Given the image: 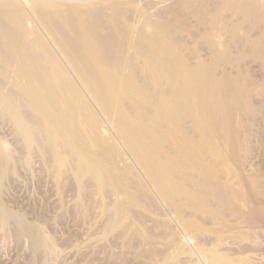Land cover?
Instances as JSON below:
<instances>
[{"label": "rangeland", "instance_id": "obj_1", "mask_svg": "<svg viewBox=\"0 0 264 264\" xmlns=\"http://www.w3.org/2000/svg\"><path fill=\"white\" fill-rule=\"evenodd\" d=\"M60 1L63 0H24V1L0 0V11L2 12V13L0 12L1 14L0 20L3 19L2 21L4 27L7 26L6 29L10 33H12V35L14 33L13 37L14 38L17 37L15 39L17 41V44L19 42L20 45H22L19 47H21L20 50L22 49L21 51L24 55L31 56L32 52L33 54L36 53L34 55L40 61L39 67L34 63L30 65V67L33 70L34 68L37 67L36 68L37 72H34V75L37 73V75L35 76H38L39 78L41 77L40 79L36 77L38 79L37 81L41 80L40 82L42 81L44 82L45 80L44 82L45 87L42 88L43 90L41 89L40 92L38 93L43 92L41 94L44 95V91L48 92L49 90H51V92L54 93L58 92L57 94H55L56 95L55 99L58 96L57 98L58 102L57 99L56 100L54 99L50 105L47 106L46 104V106H44L45 110L46 109L48 110V113L47 112L42 113L36 111L38 110V108L23 93L25 83L22 81V79L20 78L18 79V77L14 76L16 75L15 71L17 67L15 65H14L15 68L14 66H11V68L6 67L4 69V72L2 68L0 69L1 71L0 95L2 94L8 95L7 102L5 103L0 102L1 105L0 106V171H1L0 183L2 184V185L0 184V211L3 212L5 215L6 214L8 216L12 215L14 217V218H12V216L10 218L8 217L6 223L4 225H0V234H1L0 264H264V225H263L264 220L262 222V219L264 218L263 216L264 196H262V193L264 195V189H263L264 186H262V184L264 183V177H262L264 176V95H263L264 70L262 69L263 66L257 62L256 63L252 62V65L256 64L254 66L255 68H253V70H255L254 72L249 71L248 69H246L247 67H245L246 66L245 62L248 63L247 61L251 60L250 58L251 51H248L247 53V50H250L251 44L253 43V41L258 39V36L255 37L256 35H253L244 38L241 34H239L237 36L238 38H240V40H244L243 41L244 46L243 45L240 47L234 46L233 47L235 49L234 52H233L234 49L232 48L230 49L231 51L228 49L225 52L223 51V47H220L221 52L220 51L218 52L219 48L215 47L214 41H218V40L221 41L222 38L223 39L225 38V40L223 39L222 40L224 41V44H227L226 42L230 38H229V34H227L226 31L222 34L223 37L221 39L215 37V31L212 29V25H211L212 24V19H210L211 16L207 17L208 19L199 22L196 21V19L192 15L191 17L190 15L185 16L186 19H189L187 21H189L191 25L193 23L192 26L196 29L195 33L196 32L198 33V35H196L197 33L195 34L191 32L193 37L192 39V37L189 36L191 33L189 32L183 33V31L180 30L181 28L177 24H173V26L172 24L171 25L169 24L167 27L168 31L166 30L167 32L164 31L165 29L163 31L162 30L158 31L157 28H162L163 26H165L167 20L162 18V16L160 18L157 17L158 11L154 9L155 7L153 6V4H151L152 9L151 6L150 7L147 6L150 5V3L155 4V2L153 1L156 0H152V2H150L151 0L150 1L149 0H135V1L134 0H116V1L86 0L85 4L82 3L83 0H78L79 2H77L76 0H69L70 1L69 3L62 5H60ZM146 1L150 3L149 4L144 3ZM87 13L88 15L90 14V16H88ZM180 13L183 16L185 14V12L183 14L181 10ZM67 17H70L69 19L72 18L71 21L77 19L76 22L72 21L75 23L74 25L76 27L72 24V22L70 24L68 23L69 19ZM91 17L94 20H96V22H94V20ZM81 18L87 20V23L91 27V29L95 30L96 37L99 35V37H97L98 39L100 37L104 38L105 36H107L105 34H107L109 31L111 33V36L112 37L114 36L113 40H116L114 42L115 43L117 42L116 45L119 46V47L117 46L119 48V51L118 48L115 46V48L113 47L114 50L112 49L110 51L111 53H109L108 57L107 55H105V58H107L106 60L108 61L115 59L114 62L115 61L117 62V66H116V62L114 63L112 61L111 62L113 64L111 62L107 63L108 61L103 64L92 63L93 59H98L97 56H94L91 53V50L93 48L97 49V44H95V42L97 43L96 41L97 38H93V37L87 38L89 35L86 33L84 28L78 26V22L79 20H81ZM99 20H101L100 21L101 24L99 23ZM18 22H20V24ZM95 23L99 24L98 26H100V28L101 25L102 27L105 26V30H101ZM160 24L161 26L162 25L163 26L162 27L159 26ZM206 24L208 26H206ZM91 25L93 26L96 25V27H93ZM51 26L55 28L53 29ZM68 26H70V28ZM72 26L75 27V28L73 27V29L78 30V31L76 30L75 34H74L75 30L71 33L69 32V29H71ZM173 27L174 28L176 27V29H174ZM200 27H204L205 29L204 28L201 29ZM169 28H171L170 31ZM105 31L107 32L105 33ZM77 32H79L78 35L79 34L81 35L78 36ZM33 33L36 36L32 35ZM181 34L183 36H181ZM18 37L21 39H19ZM69 37L70 38L74 37V39L75 37H78V39H80V41L83 43L81 44V42L79 41L80 43L78 44L77 42L76 44L74 42L77 39H75L74 41V39L72 38L70 39ZM68 38L69 41H71L70 43H74L76 45L77 48L76 55H78L77 58L82 57L83 55L82 59L79 58L81 62L77 63V65L73 64L70 61V58L64 54L65 53V51L63 50L64 48L60 47L67 43L66 41ZM195 38L196 39L199 38L201 40L199 39L196 40ZM204 39L206 42L204 41ZM20 40L22 41L23 44L21 43ZM3 41L4 38H2V36L0 35V45L3 43L2 46H0L2 47L0 48V52L3 54H7L8 45L6 41L5 42ZM229 42H231V40H229ZM79 45L82 46L80 47ZM142 45L144 49L146 48L145 50L141 48ZM207 45L210 46L208 47ZM25 47L29 50L25 49ZM78 47L80 49H78ZM82 47L84 48L82 49ZM161 47H163V49ZM237 48L239 50L238 51L239 53L237 52ZM2 49L5 51V53L2 51ZM138 49L140 50V53L138 52L139 51ZM141 49L144 51H141ZM224 49L226 50V46H224ZM26 50L29 52H27ZM61 50L64 52H62ZM159 50L161 51V54L164 55L163 59L161 58L162 55L160 56ZM241 50L242 51L244 50V53ZM80 51H81L80 53L81 55H79ZM145 51L146 53H144ZM112 52H114V54ZM141 52L142 54L145 55H141ZM245 52L247 53L246 55H248V57L245 56ZM209 53L210 54L212 53L211 55L213 56H211ZM174 54H176L177 56ZM222 54L224 55L228 54L229 56V59L228 60L226 59L227 62L226 65L223 67V70L228 65L229 62L231 64L228 65L229 67L230 66L231 67L229 68L227 66L229 69L226 70L227 68L226 67L224 72L220 71L222 70V67L218 65L219 58L224 56ZM113 55H115L114 58ZM180 56L182 60L179 59ZM216 56L217 58H215ZM109 58H111V60ZM146 58L149 59L145 60ZM85 59H87L86 63H85ZM159 59L160 60L162 59L161 62ZM206 59H208V61ZM233 59H235L236 61ZM242 61L245 62L243 63ZM153 62H155L154 64H156L157 62L156 65H158V67L156 68L159 69V71L151 67V64H153ZM185 62H187L186 64L190 62V64L186 65ZM182 63H184V66L182 65ZM109 64H112L113 66L111 65L108 67ZM201 64L207 65L209 67L210 66L216 67L215 69L216 72L218 73L216 72L214 73L213 75L214 79L217 78L219 79L222 76V74L225 72H228V74L229 73L231 74L233 72L231 75H235V76L239 75L241 72L242 74L244 73L243 75L245 76H249V77L252 76L251 77L252 79L256 78L253 79L255 81L254 82L255 85H253L254 84L253 83L252 84L253 86L252 85L249 86V89L251 91L250 97L247 99L236 100L237 105L240 104L239 107L241 108L239 114L240 115L242 114L241 117H239V122H241L243 119L244 121H242L240 124L241 131L239 132H241L242 134L240 133L238 135V138H236L238 142L236 144V147L233 148L234 156L230 155V151L228 149L220 150L218 148L217 150L214 147L212 148L210 147L211 149L207 147L208 151L211 150V152L207 151L205 163L207 165L211 163L209 164V166L211 165V167H213L212 182L213 183L220 182L219 184L224 189V194L226 196V203H223L222 201L218 200V198L214 197L212 195L211 189H209L210 192L208 193V195L209 196L211 195L212 197L210 196V198H207V196H204L205 197L204 199V197L202 196L203 198L200 199L201 198L200 196L203 194L201 189L202 187L200 186L202 185V180H203V171L201 170V167L197 166L194 167L195 169L194 168L189 169L187 166H186L187 168L185 167V164L180 163V159L178 158L180 151L179 152L177 151L179 149H177L176 146L175 147L172 146L173 144L169 142L167 136H165V138H167L168 141L164 144V146L166 144L169 145L167 151L168 155L166 153L167 146H165L166 148H163L164 146L161 145V147H159L158 150L157 143H155L156 136L160 135L156 133L158 132L157 131L158 129L156 128L157 126L160 125L164 127L165 130L166 129L168 130V128H170L169 129L170 132L168 131L169 133L176 132L175 135L178 136L176 137L174 135L175 136L174 137L173 136L174 133H172L171 134L172 138L181 137L185 141L187 137L188 139H190L195 133L196 135L192 137L191 141L192 143L195 142L194 146L199 148L198 145H199V141H201L202 139V137H200L202 134L200 135L199 134L200 132H197L198 130L196 129L193 123L194 120H192L191 118L189 119V117L187 120L186 119L187 116H186L182 118L181 122H177V120L173 122H167L162 117L161 118L159 117L158 112L161 107V104L164 101L166 102V105L170 107L178 99V101H180L181 104L183 103L182 108L185 110V111L182 110L183 114L182 113L180 114L182 115L188 114L189 112L188 110L195 106L194 100L187 104L182 96H177L176 94H174L176 92L175 89L177 88L174 87L177 86L176 84H179L180 82V80L177 79V73L183 71L182 73L184 75L185 74L187 75V73H189L190 70L192 71L198 69L199 66H201ZM88 67H90L91 70H89L90 68ZM106 67H108V69L111 67L112 68L109 69L110 70L109 71L108 69L106 70ZM218 67L219 68L221 67L220 70ZM168 68H170L169 70L171 71H169ZM111 70L113 71V73H111L112 72ZM5 71H8V75L7 73L5 75ZM118 71L120 72V74ZM166 71L168 72V75L172 74L171 79L169 76H167ZM90 72L92 73V76L95 77L97 76V77L96 78L92 77ZM165 72L166 74L164 75L163 73ZM170 72L171 74H169ZM80 75H84L82 76V79ZM88 75L90 76L89 78H87ZM161 75L163 77V81L158 82L156 77ZM9 76L11 78H9ZM42 77H45V79ZM83 77L86 79L84 80ZM92 78L93 79L95 78V82ZM12 79H14V81ZM96 79H98L99 82ZM104 79L106 80L105 82ZM122 79L123 80L125 79L126 83L125 80L123 81ZM50 80L52 82H50ZM46 81L47 82L49 81L48 84ZM96 82H98V86H96L97 85ZM107 82L108 84L112 83L113 85L109 84L108 86ZM64 83L71 87V92H69L70 88L68 86L65 87ZM129 83H131L133 86H131V84L129 85ZM150 83L152 89L148 85ZM182 83L183 81H181V84ZM49 84H51V86ZM62 84L64 85L65 89H63ZM145 85L148 88L145 87ZM88 86H90V88H88ZM94 87H96L97 89L95 88L96 89L95 90ZM129 87L132 88L129 89ZM137 87L138 88L140 87L139 90ZM144 87L146 88L144 89L145 91L149 89V91L147 90L146 94H142V89ZM60 88L62 91L63 90L64 91L62 92ZM100 88L102 89V91L100 90ZM109 88L112 90H109ZM65 90L70 94L67 93ZM93 90L95 93H93ZM60 91L62 92V94ZM112 91L117 93L115 94V97L113 96ZM119 91L121 92L119 93ZM136 91H140V92H136ZM98 92H99L98 95H101L102 98H100L101 96L97 95ZM102 92L103 95L101 94ZM166 92L167 93L170 92V93L164 94ZM109 93L110 95H108ZM147 93L150 95H147ZM18 94L22 99L18 98L19 97ZM94 94L98 96L97 97L98 100H96ZM160 95L162 97H160ZM17 98L21 102H18L19 100H17ZM108 99L117 102V104L115 103L114 106L113 105L111 106L108 103ZM119 99H121V101ZM132 99L133 100L135 99L136 102H133ZM99 100L100 101L102 100L100 102L101 105H99ZM15 101L17 102V104L18 103L20 104L22 103V104L21 105L19 104L18 107ZM68 101H69V105L68 103H66ZM71 102H73L76 105H74L73 103L71 104ZM151 103L157 106H154ZM32 104L34 105V107ZM55 105L57 108H55ZM59 105L61 111L60 110L58 111V109H60L58 107ZM71 105L75 107L72 108ZM12 106L14 107V111L12 110ZM16 107H18V110ZM105 107H107L106 111L108 110V112L104 111ZM112 107L114 108L115 112L113 111ZM138 107H141L142 109L140 110V108ZM20 108L21 111L23 110V112L19 110ZM115 108L117 109V111L115 110ZM56 110L58 111V113H56L57 112ZM137 111L139 113H137ZM147 111H151V112L147 113ZM247 111L248 113L251 112V115L248 114ZM79 112L80 113L82 112V114H80ZM63 113H65L64 114L65 117L70 116L69 118L71 120L69 118L64 119V116H62ZM130 114L133 116V118L132 116H130ZM136 115L139 119L142 120V122L136 117ZM115 116H117L118 118ZM32 117L33 119L36 118L34 120V124H32L33 122ZM116 118L118 121L116 120ZM119 118L121 123L119 122ZM144 118H145V123L143 122ZM149 118L154 120H149ZM126 121L127 123H129V126L126 123ZM146 121L148 122L150 121L152 124ZM65 122H67V126L64 125ZM165 122L171 124V126L167 123L165 124ZM119 123L120 124L124 123V125L127 126L131 132L129 133L124 132L125 134H123L122 127L120 128L122 131L119 129L120 127ZM73 124L74 126L72 127ZM149 124L150 127H148L149 128L148 129L146 125L149 126ZM133 126H135L134 129ZM183 128L186 131L187 136L186 134H183V132L185 133ZM71 129L74 132L71 131ZM39 130H41V132ZM138 130H140L141 132L140 131L138 132ZM135 131H137L139 134H137ZM132 133L133 134L136 133L137 136L131 135ZM154 133H156V136ZM162 133L164 134V131ZM132 136L136 141H139L142 145H144L143 142L146 143L145 145L146 146L148 145L146 149L149 152L151 150L153 151V149H154L153 152L156 151L153 156L155 155H156L155 157L158 156L157 157L158 159L156 158L157 161H155L156 159L153 157L151 159L152 163L155 162L154 164H158L166 159L168 161L170 160L169 162L171 163V165L172 163H174L175 166L173 167L177 168L176 169L177 173H173V174L177 175V177L173 175L168 176L169 180L168 177H166V181L163 183V185H161L165 187H161L158 184H155L157 182H155V180H153L152 177H151L152 179L150 178V176L146 173L147 171H145L146 169L144 165L141 164L142 160L146 158L149 152L146 150L147 153L146 154L142 150L139 151L138 146L135 147L136 149L131 146L130 149L129 146H127L129 142L133 140ZM195 136L199 138L196 139L198 140L197 142L196 140L194 141V138H196ZM31 138H33V140ZM80 138H82L83 140ZM138 138L140 139L142 138V140ZM239 139L240 140L244 139V140H242L243 142H241ZM36 141H37V145H36ZM152 142H154V144ZM196 143L198 144L196 145ZM150 146L151 148L156 147V149L155 148L151 149L149 148ZM171 146L173 147L174 150L171 149ZM169 149H171L172 151ZM236 150H238L240 154L236 152ZM169 152H171L172 155L169 154ZM235 152H236V157H235ZM138 153L142 155V156L140 155L141 158H139L140 156L138 155ZM103 154L107 157L104 156L103 158ZM174 154H176L175 156L178 155L177 158L174 156ZM219 154H220V161H217V159H219L218 158ZM97 155H100L101 157L99 158V156ZM214 157H217V159L216 160L212 159ZM226 157L227 159H224ZM172 158H174V160ZM105 159L106 161L108 160L109 163L108 161L107 163H105L104 161ZM175 159H178L179 161L177 162V160ZM97 160L99 162H97ZM214 161H216L217 164ZM227 161L229 164L228 163L225 164V162ZM176 162L179 163V165H176L177 164ZM219 162H221L222 164ZM181 164L183 165L181 166ZM183 166L185 167V169ZM181 168H183L184 170ZM187 169L189 170V172ZM197 169L198 171L196 172L197 174L198 173L200 174V175L198 174L199 176H197L196 172L194 171ZM215 170L216 172L217 171L218 172L216 173ZM200 171L202 172V175ZM190 172H193V175L197 179V180L195 179L196 181L194 180V178H192L194 177L193 175L190 176L192 174ZM227 172L229 173V175L227 174ZM230 173L233 174V176ZM92 174H94L95 177H93ZM147 175L149 176L148 178H150L151 180L147 178ZM187 175L189 177H186ZM229 176L230 179L228 178ZM172 177H174L175 179H172ZM190 177L192 178V182L195 181L194 183L191 182ZM98 178H100V180ZM180 178H182L181 180H183V182L180 181ZM214 178H216L217 180ZM251 179L255 182H252ZM152 180L154 182H151ZM186 180L190 187L186 184ZM170 181H173L174 183L173 182H172L173 184L168 183ZM179 183H182L185 186H182V184ZM173 185H178V186L180 185L181 187L178 186L173 187ZM186 185L188 187H186ZM253 185L255 186L253 187ZM257 185H260L261 187ZM153 186L154 187L157 186V189H155ZM160 188L161 190H163L162 193L165 191V193H163L164 194L163 198L166 197L165 199L162 198L163 194L160 192L161 191ZM172 188H174L173 191L176 190L177 192L176 191L175 193L170 192L172 193L171 195L169 191H171ZM182 188L183 189L186 188V189L183 190ZM192 188L193 191L191 190ZM254 188L257 191H255ZM165 189H167V191ZM195 189L196 190L198 189L197 191L199 192H197ZM200 192H202V194ZM177 193H179L180 195L178 194L176 197ZM196 194H198L199 197H197ZM244 195L245 198L242 199V196L244 197ZM178 196L182 200H185L186 198L187 202L189 198L190 201L188 203L192 204V206L190 204L188 205L186 201L182 202L179 199V201L182 202L180 203L178 201L179 198ZM171 197L172 198L174 197V199L170 200ZM193 198L195 199V202H193L194 201ZM206 198L208 200H211V202L207 200L205 204L204 203L205 201L203 200H206ZM196 200L199 201L201 205L205 204L209 210L205 206L203 207V209L202 206L201 208L198 206L196 207V204L198 203V202L196 203ZM173 201L175 204L173 203ZM175 201H178L179 203ZM192 202L194 204L196 203L194 207ZM185 203L188 205V208ZM247 203L249 204L245 205ZM209 204L211 205L208 206ZM176 205L178 208L175 207ZM172 206L176 209H174ZM181 206L183 207V209L181 208ZM238 206L241 207L239 208ZM246 206H248L249 208L254 207V210L257 212V213L255 212L257 218L258 219L262 218L261 221H259L260 225L258 224L253 226H247L243 223L241 217L240 218L239 216L236 217L235 213L233 212V209L236 208L237 210L244 212V210L246 211L248 209ZM197 208H199L198 211L200 212L196 210ZM176 210L178 211V213ZM213 213L217 214L216 217ZM179 214L181 215L179 216ZM224 216L226 219L224 218ZM229 217L232 219H230ZM16 222L17 224H15ZM225 222L226 224L227 223L228 224L225 225ZM261 223H263L262 224L263 227ZM218 224L220 225L223 224L225 228L223 227V225H221L222 228L220 226L221 229L220 231ZM23 226H26L30 231L29 237H25L22 234H20L19 229H21V227ZM246 227L248 228L246 229ZM224 230L227 232H225ZM6 232L8 233L6 234ZM33 237H35V240ZM35 242L37 243V245L35 249H33V244ZM44 248L45 250L43 251Z\"/></svg>", "mask_w": 264, "mask_h": 264}, {"label": "bare ground", "instance_id": "obj_2", "mask_svg": "<svg viewBox=\"0 0 264 264\" xmlns=\"http://www.w3.org/2000/svg\"><path fill=\"white\" fill-rule=\"evenodd\" d=\"M24 1V0H23ZM77 2H79L78 0H76ZM114 1H116V0H114ZM135 1V0H134ZM150 1V0H149ZM63 2V3H62ZM70 1L69 0H63V1H60V5H62V4H66V3H69ZM124 2H126V1H124ZM150 2H152V0L150 1ZM150 2H144V3H147V4H149ZM153 2H155V4L154 3H150V5H147V6H151V9H152V5L151 4H153V6L155 7L154 9L156 10V11H158L157 12V17H161L162 16V18H164L165 20H167V22H166V25L165 26H161V24L159 25V26H161L162 28H157L158 29V31H163L164 29V31H166L168 28V25L170 24H172V26H173V24H177L181 29L180 30H182L183 31V33L185 32V33H187V32H189V33H195V28L192 26L193 25V23H192V25L189 23V21H187V20H189V19H186V15H190V17H191V15L196 19V21H203V20H205V19H208L207 17H209V16H211V18L210 19H212V29L215 31V37H217L218 39H221L223 36H222V34L226 31L227 32V34H229V38L230 39H228L227 40V44H224V41L223 40H225V38L222 40L221 39V41L220 40H218V41H214V45H215V47L216 48H219V50H218V52L220 51V47H223V51H227L228 49L230 50L231 48L232 49H234L233 47L235 46V47H240V46H242L243 45V41L244 40H240V38H238V36L237 35H239V34H241L244 38L245 37H249V36H253V35H256L255 37H257L258 36V39L257 40H255V41H253V43L251 44V47H250V50H247V53H248V51H251V56H250V58H251V60H249V61H247V60H245V61H247L248 63H246L245 61V67H247L246 69H248L249 71H252V72H254L255 70H253V68H255L254 66L256 65V64H254V65H252V62H257V63H260L262 66H263V70H264V0H156V1H153ZM8 3V2H7ZM83 4H85L86 3V0H83V2H82ZM81 3V4H82ZM135 3V2H134ZM137 3V2H136ZM142 5H143V3H142ZM12 6V5H11ZM107 6V5H106ZM162 6H163V8H162ZM13 7V6H12ZM109 7V6H108ZM9 8H10V6H9ZM12 9V8H11ZM180 10L182 11V13L184 14V12H185V14H184V16L180 13ZM152 11V10H151ZM184 11V12H183ZM1 12V11H0ZM81 12V11H80ZM93 12V11H92ZM98 12V11H97ZM99 12H101V11H99ZM2 13V12H1ZM79 13V12H78ZM153 13V12H152ZM40 14V13H39ZM42 14V13H41ZM85 14V13H84ZM97 14V13H96ZM105 14V13H104ZM151 14V13H150ZM155 14V13H154ZM1 15V14H0ZM38 15V14H37ZM83 15V14H82ZM87 15H88V13H87ZM93 15V14H92ZM98 15V14H97ZM112 15V14H111ZM119 15V14H118ZM21 16V15H20ZM40 16V15H39ZM88 16H90V14L88 15ZM100 16V15H99ZM104 16V15H103ZM153 16V15H152ZM6 17V16H5ZM41 17V16H40ZM51 17V16H50ZM70 17H71V15H70ZM70 17H67L68 19L70 18ZM74 17V16H73ZM85 17H86V15H85ZM96 17V16H95ZM120 17V16H119ZM154 17V16H153ZM17 18V17H16ZM92 18V17H91ZM20 19V18H19ZM52 19V18H51ZM56 19V18H55ZM72 19V18H71ZM71 19H69L70 20V22H69V20H68V23L70 24L72 21H74V22H76V20L77 19H75V20H72L71 21ZM89 19V18H88ZM93 19V18H92ZM99 19V18H98ZM104 19V18H103ZM192 19V18H191ZM3 19H1L0 20V35L2 36V38H4V41L3 42H5L6 41V43H7V45H8V48H7V54H3V53H1L0 52V69L2 68L3 69V72H4V69L6 68V67H9V68H11V66H16L17 68H16V71H15V73H16V75H14V76H16V77H18V79L20 78V79H22V81L25 83V87H24V90H23V93H24V95H26L31 101H32V103L38 108V110H36V111H39V112H42V113H48V110L46 111L45 110V107L44 106H46V104H47V106L48 105H50L51 103H52V101L55 99V94H57L58 92H56V93H54V92H51V90H49L48 92H45L44 91V95L43 94H41V93H43V92H41V93H38V92H40V90L42 89V88H44L45 87V80H44V82L42 81V82H40V81H37L38 79L37 78H39L38 76H35V75H37V73L34 75V72H37V67L36 68H34V70L30 67V65L31 64H36V65H38V67L40 66V61L38 60V58H36V56L34 55V54H36V53H34L33 54V52H32V54H31V56H29V55H24L23 53H22V49L20 50V48L21 47H19V46H22V45H20V43L18 42V44H17V41H16V39L15 38H17V37H13V35H14V33H13V35H12V33H10L7 29H6V27L7 26H5L4 27V24H3V21H2ZM13 20V19H12ZM94 20V19H93ZM194 20V19H193ZM52 21V20H51ZM100 21L101 20H99V23H100ZM111 21V20H110ZM149 21V20H148ZM147 21V22H148ZM46 22V21H45ZM44 22V23H45ZM74 22H72V24L74 25L75 23ZM94 22H96V20H94ZM103 22V21H102ZM19 24H20V22H18ZM49 23V22H48ZM90 23H91V21H90ZM195 23V22H194ZM205 23H207V22H205ZM19 24H18V26H19ZM50 24V23H49ZM58 24V23H57ZM67 24V23H66ZM68 24V25H69ZM71 24V25H72ZM94 24V23H93ZM96 24V23H95ZM101 24V23H100ZM104 24V23H103ZM156 24H157V22H156ZM198 24V23H197ZM196 24V25H197ZM201 24V23H200ZM56 25V24H55ZM59 25V24H58ZM70 25V26H71ZM97 26L99 25V24H96ZM96 25L95 26H93V25H91V26H93V27H96ZM199 25V24H198ZM204 25V24H203ZM70 26H68L69 28H70ZM75 26V25H74ZM74 26H72L71 27V29H69V32L71 33V32H73L75 29H73V27ZM78 26L79 27H82V28H84V30L86 31V33L89 35L87 38H89V37H93V38H97V37H99V35L96 37V33H95V30L94 29H91V27L88 25V23H87V20L86 19H82L81 18V20H79V22H78ZM205 26V25H204ZM206 26H208L207 24H206ZM52 27V26H51ZM65 27V26H64ZM76 27V26H75ZM74 27V28H75ZM99 28H100V26H98ZM97 27V28H98ZM170 27V26H169ZM177 27V26H176ZM176 27L174 28V29H176ZM53 28V27H52ZM55 28V27H54ZM53 28V29H54ZM56 28H57V26H56ZM61 28V27H60ZM197 28V27H196ZM201 29L202 28H204V27H200ZM209 28V27H208ZM47 29V28H46ZM50 29V28H49ZM52 29V30H53ZM68 29V28H67ZM101 30H105V26H103L102 27V25H101V28H100ZM151 29V28H150ZM153 29V28H152ZM199 29V28H198ZM205 29V28H204ZM57 30V29H56ZM77 30V29H76ZM76 30L74 31V34H75V32H76ZM107 30V29H106ZM171 30V28H169V31ZM206 30H208V29H206ZM49 31V30H48ZM60 31H62V30H60ZM78 31V30H77ZM109 31V30H108ZM168 31V30H167ZM166 31V32H167ZM198 31H200V30H198ZM15 32V31H14ZM57 32V31H56ZM59 32V31H58ZM107 31H105V33H106ZM116 32V31H115ZM157 32V31H156ZM204 32V31H203ZM207 32V31H206ZM205 32V33H206ZM20 33V32H19ZM50 33V32H49ZM78 33L79 32H77V35H78ZM99 33V32H98ZM162 33V32H161ZM163 33H165V32H163ZM174 33V32H173ZM192 33L189 35V36H191L192 37ZM197 33V32H196ZM195 33V34H196ZM201 33V32H200ZM199 33V34H200ZM67 34V33H66ZM142 34V33H141ZM140 34V35H141ZM169 34V33H168ZM209 34V33H208ZM19 35V34H18ZM32 35H34V33L32 34ZM62 35H63V33H62ZM72 35V34H71ZM81 34H79L78 36H80ZM105 35H107V36H105ZM104 36V38H102V37H100L99 39L97 38V43L95 42V44H97V49H92L91 50V53L94 55V56H97V58L98 59H93V62L92 63H101V64H103V63H106L108 60H106L107 58H105V55H107V57H108V55H109V53H111L110 51L113 49V47L115 48V46L117 47L118 45H116V43L114 42V41H116V40H113L114 38V36L112 37L111 36V33H110V31L107 33V34H105ZM138 35V34H137ZM172 35V34H171ZM196 35H198V33L196 34ZM206 35V34H205ZM16 36V35H15ZM34 36H36V35H34ZM74 36V35H73ZM102 36V35H101ZM181 36H183L182 34H181ZM194 36V35H193ZM53 37V36H52ZM59 37V36H58ZM184 37H185V35H184ZM210 37V36H209ZM227 37V36H226ZM19 38V37H18ZM66 38H67V36H66ZM70 38V37H69ZM69 38L67 39V43L65 44V45H62V46H60V47H63L64 49V51H65V55H67L69 58H70V61L73 63V64H76L77 65V63H80L81 61H80V59H82V57H83V55H82V57H78L77 58V56L78 55H76V52H77V48H76V45L74 44V43H76L77 44V42H78V44L81 42L80 41V39H78V37H75V39H77L76 41H75V39H74V37L72 38V39H74V43H70L71 41H69ZM70 38V39H71ZM84 38V37H83ZM177 38V37H176ZM203 38V37H202ZM243 38V39H244ZM19 39H21V38H19ZM19 39H18V41H19ZM64 39H65V37H64ZM86 39V38H85ZM154 39H155V37H154ZM192 39H193V37H192ZM196 39V38H195ZM197 39H199V38H197ZM196 39V40H197ZM213 39V38H212ZM251 39H252V37H251ZM174 40V39H173ZM199 40H201V39H199ZM203 40V39H202ZM229 40H231V42H229ZM250 40V39H249ZM21 41V40H20ZM56 41V40H55ZM73 41V40H72ZM80 41V42H79ZM178 41V40H177ZM204 41H205V39H204ZM211 41H213V40H211ZM26 42V41H25ZM38 42V41H37ZM65 42V41H64ZM191 42V41H190ZM202 42V41H201ZM206 42V41H205ZM208 42V41H207ZM229 42V43H228ZM248 42V41H247ZM21 43H22V41H21ZM63 43V42H62ZM83 42H81V44H82ZM90 43V42H89ZM88 43V44H89ZM114 43H115V45H114ZM181 43V42H180ZM204 43V42H203ZM202 43V44H203ZM211 43V42H210ZM3 44V43H2ZM2 44L0 45V46H2ZM23 44V43H22ZM121 44V43H120ZM157 44V43H156ZM61 45V44H60ZM181 45V44H180ZM213 45V46H214ZM247 45V44H246ZM4 46H6V45H4ZM80 46V45H79ZM82 46V45H81ZM80 46V47H81ZM84 46V45H83ZM89 46V45H88ZM153 46V45H152ZM208 46V45H207ZM210 46V45H209ZM208 46V47H209ZM224 46H226V50L224 49ZM244 46V45H243ZM85 47H87V46H85ZM119 47V46H118ZM117 47V48H118ZM120 47H121V45H120ZM135 47V46H134ZM173 47V46H172ZM175 47V46H174ZM0 48H2V47H0ZM84 47H82V49H83ZM90 48V47H89ZM141 48H143V45H142V47ZM155 48V47H154ZM162 49H163V47H161ZM211 48H212V46H211ZM214 48V47H213ZM5 49V48H4ZM25 49H27L26 47H25ZM78 49H80L79 47H78ZM91 49V48H90ZM124 49V48H123ZM139 49H140V47H139ZM138 49V50H139ZM144 49V48H143ZM146 49V48H145ZM144 49V50H145ZM148 49V48H147ZM209 49V48H208ZM245 49H247V48H245ZM27 50H29V49H27ZM26 50V51H27ZM86 50V49H85ZM84 50V51H85ZM114 50V49H113ZM137 50V51H138ZM144 50H142L141 49V51H144ZM2 51L5 53V51L2 49ZM62 51V50H61ZM64 51H62V52H64ZM88 51V50H87ZM118 51H119V48H118ZM146 51H149V50H146ZM146 51L144 52V53H146ZM158 51V50H157ZM160 51V50H159ZM163 51V50H162ZM175 51V50H174ZM231 51V50H230ZM235 51V49L233 50V52ZM239 50H238V48H237V52H238ZM242 51V50H241ZM240 51V52H241ZM27 52H29V51H27ZM136 52V51H135ZM139 53H140V50L138 51ZM189 52V51H188ZM210 52V51H209ZM221 52V51H220ZM224 52V53H225ZM243 53H244V50L242 51ZM241 52V53H242ZM25 53V52H24ZM81 53V51L79 52V55H81L80 54ZM113 54H114V52H112ZM138 53V54H139ZM163 53V52H162ZM165 53V52H164ZM167 53H168V51H167ZM177 53H179V52H177ZM176 53V54H177ZM236 53V52H235ZM239 53V52H238ZM246 52H245V56H247L248 57V55H246L247 54ZM78 54V53H77ZM89 54V53H88ZM122 54V53H121ZM136 54V53H135ZM137 54V55H138ZM148 54V53H147ZM176 54H174V55H176ZM210 54V53H209ZM212 54V53H211ZM210 54V55H211ZM220 54V53H219ZM91 55V54H90ZM92 55V56H93ZM141 55H145V54H142V52H141ZM162 54H161V51H160V56H161ZM222 55H224V54H222ZM226 55V56H225ZM224 56H222V57H220L219 58V61H218V65L219 66H221L222 67V70H220V68H219V70L220 71H222V72H224V70H225V68L230 64V62L228 63V65L224 68V70H223V67L226 65V62H227V60L229 59V56H228V54H225ZM91 56V57H92ZM111 56V55H110ZM109 56V57H110ZM114 56L115 55H113V58H114ZM118 56V55H117ZM151 56V55H150ZM157 56H158V54H157ZM163 56L164 55H162L161 56V58L163 59ZM177 56V55H176ZM175 56V57H176ZM192 56H194V55H192ZM211 56H213V55H211ZM237 56H239V55H237ZM237 56H236V58H237ZM244 56V57H245ZM27 57V58H26ZM133 57V56H132ZM131 57V58H132ZM147 57V56H146ZM155 57H156V55H155ZM183 57V56H182ZM227 57V58H226ZM80 58V59H79ZM140 58H141V56H140ZM145 58V57H144ZM165 58V57H164ZM206 58V57H205ZM211 58V57H210ZM215 58H217V56L215 57ZM235 58V57H234ZM235 58V59H236ZM249 58V59H250ZM88 59V58H87ZM87 59H85V63H86V60ZM110 60H111V58H109ZM130 59V58H129ZM133 59V58H132ZM131 59V60H132ZM147 59H149V58H146L145 60H147ZM161 59V60H162ZM166 59V58H165ZM179 59H181V56H180V58ZM184 59V58H183ZM227 59V60H226ZM230 59H231V57H230ZM235 59H233V60H235ZM241 59V58H240ZM239 59V60H240ZM245 59V58H244ZM69 60V59H68ZM83 60H84V58H83ZM82 60V61H83ZM91 60V59H90ZM115 60V59H114ZM114 60H111L112 62H114ZM152 60V59H151ZM151 60H150V62H151ZM155 60V59H154ZM160 60V59H159ZM161 60H160V62H161ZM176 60H178V59H176ZM182 60V59H181ZM202 60V59H201ZM207 61H208V59H206ZM210 60V59H209ZM237 60H238V58H237ZM111 61H108L107 63H109V62H111ZM120 61V60H119ZM134 61V60H133ZM187 61V60H186ZM215 61V60H214ZM236 61V60H235ZM241 61V60H240ZM111 62V63H112ZM116 62V61H115ZM114 62V63H115ZM121 62V61H120ZM164 62V61H163ZM178 62V61H177ZM180 62V61H179ZM184 62V61H183ZM203 62V61H202ZM243 62V61H242ZM243 62V63H244ZM134 63V62H133ZM155 62H153V64H151V67L153 68V69H157L156 67H158V65H156L157 64V62H156V64H154ZM187 62H185V64H186ZM207 63V62H206ZM240 63V62H239ZM239 63H238V65H239ZM84 64V63H83ZM100 64V65H101ZM113 64V63H112ZM112 64H109L108 65V67L109 66H111ZM162 64V63H161ZM163 64H166V63H163ZM167 64H169V63H167ZM188 64H190V62L188 63ZM188 64H186V65H188ZM214 64V63H213ZM248 64V65H247ZM79 65V64H78ZM88 65V64H87ZM107 65V64H106ZM132 65V64H131ZM182 65L184 66V63H182ZM185 65V66H186ZM231 65V64H230ZM15 66H14V68H15ZM89 66V65H88ZM102 66V65H101ZM104 66H105V64H104ZM113 66V65H112ZM115 66V65H114ZM116 66H117V62H116ZM148 66V65H147ZM164 66V65H163ZM182 66V67H183ZM190 66V65H189ZM188 66V67H189ZM196 66V65H195ZM234 66V65H233ZM242 66H244V65H242ZM257 66H259V65H257ZM35 67V66H34ZM50 67V66H49ZM97 67V66H96ZM108 67H106V70L108 69ZM129 67V66H128ZM134 67H135V65H134ZM161 67V66H160ZM166 67V66H165ZM229 67V66H228ZM226 68V70H228L229 68ZM235 67V66H234ZM8 68V69H9ZM13 68V67H12ZM88 68H90V67H88ZM103 68V67H102ZM105 68V67H104ZM112 68V67H111ZM111 68H109V69H111ZM131 68V67H130ZM151 68V69H152ZM164 68V67H163ZM187 68V67H186ZM185 68V69H186ZM191 68V67H190ZM194 68V67H193ZM216 67H209V66H207V65H202L201 64V66H199V68L198 69H195V70H190L189 71V73H187V75L185 74H183L182 72H178L177 73V79H179L180 80V82H179V84H176L177 86H175L174 88H176L175 89V93L174 94H176L177 96H182L184 99H185V101H186V103L188 104V103H190V102H192L193 100H194V107H192V108H190L188 111V114L187 115H182L183 114V112H182V110H184L183 108H182V104H181V102L180 101H178V99L169 107V106H167L166 105V102L164 101L162 104H161V107H160V109H159V117L161 118H163V119H165L167 122H173V121H175V120H177V122H181V120H182V118L183 117H186L187 116V120H188V117H189V119L191 118L192 120H194V125H195V127H196V129L198 130L197 132H200L199 134L201 135L200 137H202V139H201V141H199V148H197L196 146H194V144H195V142L194 143H192V141H191V139H192V137L194 136V135H196L195 133H194V135L190 138V139H188V137L186 138V141L185 140H183L181 137L180 138H172L171 137V134L172 133H174L173 134V136L175 135V133L176 132H172V133H169L170 132V128H168V130L166 131L165 130V128L164 127H162V126H157V128L156 129H158L157 131L158 132H156L157 134H160V135H158V136H156V133H154L155 134V136H156V139H155V143H157V146H158V150H159V147H161V145H163L164 146V144L168 141V139H169V142L171 143V144H173L172 146H176L177 147V149H179V150H177L178 152H179V156H178V158L180 159V163H183V164H185V167L187 166L189 169H193L194 167H201V170L203 171V180H202V185H200V184H198V185H200L202 188V192H203V194H202V192H200L202 195L200 196L201 198L200 199H202L204 196H207V198H210V196L208 195V193L210 192L209 191V189H211L212 190V195L214 196V197H216V198H218V200H220V201H222L223 203H226V196H225V194H224V189H223V187L219 184V183H213L212 182V177H213V174H212V168L213 167H211V165L209 166V164H211V163H209L208 165L205 163V160H206V155H207V151H208V149H207V147L208 148H212V147H214V148H216L217 150H218V148L220 149V150H225V149H228L229 151H230V155L232 156L233 155V148L234 147H236V144H237V140H236V138H238V135L241 133V132H239V131H241L240 130V124H241V122L242 121H244V119L242 120V119H240V120H242L241 122H239V117H241V115L239 114V112L241 111V108L239 107V105H237V103H236V100L237 99H247V98H249L250 97V95H251V91H250V89H249V86H251L255 81L253 80V79H256V78H251V77H249V76H245V75H243L241 72H240V74L239 75H231L230 73L228 74V72H225V73H223L222 74V76L218 79H214L213 78V75H214V73L216 72V69H215ZM36 69V70H35ZM55 69V68H54ZM87 69V68H86ZM108 69V70H109ZM117 69V68H116ZM136 69V68H135ZM165 69V68H164ZM167 69V68H166ZM170 68H168V70H169ZM172 69V68H171ZM179 69V68H178ZM89 70H91V68L89 69ZM130 70V69H129ZM128 70V71H129ZM158 71H159V69H157ZM167 70V71H168ZM218 70V71H219ZM242 70V69H241ZM244 70V69H243ZM110 71V70H109ZM112 71V70H111ZM136 71V70H135ZM151 71V70H150ZM166 71V72H167ZM169 71H171V70H169ZM233 71H234V69H233ZM1 72V71H0ZM57 72V71H56ZM87 72H89V71H87ZM105 72V71H104ZM119 72V71H118ZM131 72H132V70H131ZM166 72L165 73H163L164 75L166 74ZM243 72V71H242ZM6 73H7V75H8V71H5V75H6ZM38 73H39V71H38ZM91 73V72H90ZM90 73H89V75H90ZM111 73H113V71L111 72ZM151 73V72H150ZM154 73V72H153ZM159 73V72H158ZM174 73V72H173ZM216 73H218V72H216ZM219 73H221V72H219ZM82 74V73H81ZM115 74V73H114ZM119 74H120V72H119ZM135 74V73H134ZM161 74H162V72H161ZM169 74H171V72L169 73ZM41 75V74H40ZM50 75V74H49ZM55 75V74H54ZM88 75V77L87 78H89L90 76ZM93 75H95V74H93ZM110 75V74H109ZM137 75V74H136ZM216 75V74H215ZM219 75H221V74H219ZM218 75V76H219ZM250 75H251V72H250ZM254 75H256V74H254ZM3 76H4V74H3ZM42 76V75H41ZM81 76V79H82V76H84V75H80ZM91 76H92V73H91ZM104 76H106V75H104ZM123 76H125V75H123ZM130 76H132V75H130ZM129 76V77H130ZM167 76H169L170 77V79L172 78V74L171 75H168V72H167ZM166 76V77H167ZM37 77V78H36ZM86 77V76H85ZM92 77H95V76H92ZM97 77V76H96ZM95 77V78H96ZM99 77V76H98ZM9 78H11L10 76H9ZM41 78V77H40ZM39 78V79H40ZM42 78H44L45 79V77H42ZM95 78L93 79L94 80V82H95ZM106 78V77H105ZM108 78V77H107ZM112 78V77H111ZM123 78V77H122ZM133 78H134V76H133ZM133 78H131V79H133ZM6 79V78H5ZM50 79H51V77H50ZM83 79L85 80L86 78H84L83 77ZM99 79V78H98ZM98 79H96L97 81H98ZM156 79H157V81L158 82H162L163 81V77H162V75L161 76H157L156 77ZM165 79H167V78H165ZM13 81H14V79H12ZM17 80V79H16ZM108 80V79H107ZM111 80V79H110ZM123 80V79H122ZM125 80V79H124ZM123 80V81H124ZM169 80V79H168ZM8 81H11V80H8ZM21 81V82H22ZM83 81V80H82ZM102 81H103V79H102ZM106 80L104 79V82H105ZM115 81V80H114ZM141 81V80H140ZM181 81H183V83L181 84ZM260 81V80H259ZM1 82V81H0ZM20 82V83H21ZM47 82V81H46ZM49 82V81H48ZM48 82H47V84H48ZM50 82H52L51 80H50ZM63 82V81H62ZM92 82V81H91ZM99 82V81H98ZM98 82H96L97 83V85L96 86H98ZM103 82V83H104ZM109 82H112V81H109ZM116 82V81H115ZM121 82V81H120ZM154 82V81H153ZM114 83V82H113ZM125 83H126V80H125ZM256 83H258V82H256ZM3 84V83H2ZM1 84V85H2ZM12 84V83H11ZM17 84V83H16ZM87 84V83H86ZM95 84V83H94ZM107 84H108V82H107ZM109 84H111V85H113L112 83H109ZM109 84H108V86H109ZM131 83H129V85H130ZM135 84V83H134ZM140 84V83H139ZM155 84H157V83H155ZM181 84V85H180ZM183 84H184V86H183ZM50 86H51V84H49ZM64 85H65V87L66 86H68V85H66L65 83H64ZM64 85L62 84V86H63V89H65L64 88ZM100 85V84H99ZM106 85V84H105ZM149 86L151 85V83L150 84H148ZM164 85V84H163ZM253 85H255V83L253 84ZM252 85V86H253ZM4 86H6V85H4ZM61 86V87H62ZM115 86H116V84H115ZM131 86H133L132 84H131ZM161 86V85H160ZM3 87V86H2ZM15 87V86H14ZM53 87V86H52ZM69 88H70V90H69V92H71V87L70 86H68ZM121 87V86H120ZM134 87H136V86H134ZM145 87H147L146 85H145ZM141 88L142 89V94H146V92H147V90L149 91V89H147L146 91L144 90V89H146V88ZM164 87V86H163ZM10 88V87H9ZM16 88V87H15ZM68 88V89H69ZM88 88H90V86H88ZM96 87H94V89H95ZM116 88V87H115ZM130 88H132V87H129V89ZM138 88V87H137ZM140 88V87H139ZM139 88H138V90H139ZM148 88V87H147ZM150 88H151V86H150ZM162 88V87H161ZM48 89H49V87H48ZM68 89H66V90H68ZM97 89V88H96ZM95 89V90H96ZM113 89H114V87H113ZM117 89V88H116ZM118 89H120V88H118ZM122 89V88H121ZM135 89V88H134ZM152 89V88H151ZM150 89V90H151ZM264 89V88H263ZM43 90V89H42ZM60 90H61V88H60ZM65 90V91H66ZM90 90V89H89ZM100 90L102 91V89L100 88ZM109 90H112V89H110L109 88ZM124 90V89H123ZM167 90V89H166ZM261 90V89H260ZM53 91H55V90H53ZM57 91V90H56ZM62 91V90H61ZM60 91V92H61ZM64 91V90H63ZM62 91V92H63ZM100 91V92H101ZM116 91V90H115ZM125 91V90H124ZM130 91H132V90H130ZM156 91H157V89H156ZM164 91V90H163ZM162 91V92H163ZM3 92H4V90H3ZM12 92V91H11ZM14 92V91H13ZM17 92V91H16ZM62 92H61V94H62ZM67 92V91H66ZM69 92H67V93H69ZM113 92V91H112ZM121 91H119V93H120ZM136 92H140V91H136ZM159 92V91H158ZM157 92V93H158ZM162 92H160V93H162ZM263 92V91H262ZM261 92V93H262ZM92 93V92H91ZM93 93H95L94 92V90H93ZM107 93H108V91H107ZM117 93H118V90H117ZM117 93H115V92H113V96L115 97V94H117ZM124 93V92H123ZM123 93H121V94H123ZM149 93V92H148ZM147 93V95H150V94H148ZM151 93V92H150ZM154 93V92H153ZM168 93H170V92H168ZM167 92L166 93H164V94H168ZM70 94V93H69ZM74 94V93H73ZM99 94V92L97 93V95ZM102 95H103V92L101 93ZM254 94V93H253ZM256 94V93H255ZM15 95V94H14ZM59 95V94H58ZM72 95V94H71ZM95 95V97H96V100H98L97 99V97L98 96H101V95H96V94H94ZM108 95H110V93L108 94ZM262 95V94H261ZM264 95V94H263ZM18 96H19V94H18ZM63 96V95H62ZM65 96V95H64ZM106 96V95H105ZM118 96H120V95H118ZM122 96V95H121ZM127 96V95H126ZM137 96V95H136ZM155 96V95H154ZM174 96V95H173ZM7 97H8V95H4V94H2V95H0V102L1 103H5V102H7ZM144 97H147V96H144ZM150 97V96H149ZM148 97V98H149ZM159 97V96H158ZM160 97H162L161 95H160ZM171 97V96H170ZM253 97V96H252ZM18 98H20V99H22L20 96L18 97ZM17 98V100H19ZM57 98H58V96H57ZM56 98V99H57ZM100 98H102V96L100 97ZM116 98H118V97H116ZM116 98H115V100H116ZM122 98H124V97H122ZM143 98V97H142ZM167 98H168V95H167ZM173 98V97H172ZM236 98V99H235ZM254 98V97H253ZM253 98H252V100H253ZM16 99V98H15ZM14 99V100H15ZM28 99V100H29ZM55 99V100H56ZM141 99V98H140ZM144 99V98H143ZM150 99V98H149ZM158 99V98H157ZM157 99H156V101H157ZM255 99V98H254ZM27 100V101H28ZM73 100V99H72ZM77 100V99H76ZM103 100V99H102ZM101 100V101H102ZM105 100V99H104ZM118 100V99H117ZM120 101H121V99H119ZM125 100H126V97H125ZM124 100V101H125ZM133 100V99H132ZM251 100V99H250ZM257 100V99H256ZM61 101V100H60ZM74 101V100H73ZM100 100H99V105H101V102ZM106 101V100H105ZM151 101H152V99H151ZM155 101V102H156ZM18 102H21L20 100L18 101ZM57 102H58V99H57ZM56 102V103H57ZM62 102V101H61ZM104 102V101H103ZM123 102V101H122ZM133 102H136L135 101V99L133 100ZM142 102V101H141ZM155 102H153V103H155ZM170 102V101H169ZM173 102V101H172ZM239 102V101H238ZM251 102V101H250ZM15 103L17 104V102L15 101ZM66 103H68V105H69V101L68 102H66ZM73 102H71V104H72ZM108 103L112 106H114L115 105V103L117 104V102H114L113 100H109L108 99ZM107 103V104H108ZM124 103V102H123ZM144 103V102H143ZM149 103V102H148ZM153 103H151V104H153ZM241 103H243V102H241ZM249 103V102H248ZM19 104L20 103H18L17 105H18V107H19ZM22 104V103H21ZM20 104V105H21ZM32 104V105H33ZM53 104H55V103H53ZM74 104V103H73ZM105 104V103H104ZM193 104V103H192ZM28 105V104H27ZM34 105H33V107H34ZM74 105H76V104H74ZM119 105V104H118ZM123 105V104H122ZM126 105H127V103H126ZM148 105V104H147ZM154 105V104H153ZM1 106V105H0ZM29 106V105H28ZM31 106V105H30ZM72 106V105H71ZM120 106V105H119ZM154 106H157V105H154ZM14 107H15V105H14ZM14 107L12 106V110L14 111ZM18 107H16L17 108V110H18ZM52 107H53V105H52ZM59 108H60V105L58 106ZM67 107V106H66ZM75 106H72V108H74ZM102 107H104V106H102ZM109 107V106H108ZM135 107V106H134ZM143 107V106H142ZM185 107V106H184ZM191 107V106H190ZM244 107H246V106H244ZM255 107V106H254ZM254 107H253V109H254ZM5 108V107H4ZM22 108V107H21ZM21 108L19 109L20 111H21ZM30 108V107H29ZM55 108H57L56 107V105H55ZM54 108V109H55ZM64 108V107H63ZM71 108V107H70ZM78 108H79V106H78ZM106 108L107 107H105V110L104 111H106ZM113 108V107H112ZM138 108H140V110L142 109L141 107H138ZM148 108V107H147ZM146 108V109H147ZM250 108H252V107H250ZM50 109V108H49ZM76 109V108H75ZM81 109V108H80ZM103 109V108H102ZM109 109V108H108ZM7 110V109H6ZM16 110V109H15ZM31 110H32V108H31ZM61 111V108L60 109H58V111ZM68 110V109H67ZM77 110V109H76ZM84 110V109H83ZM115 110L117 111V109L115 108ZM135 110V109H134ZM134 110H133V112H134ZM139 110V109H138ZM139 110V111H140ZM148 110V109H147ZM55 111V110H54ZM57 111V110H56ZM58 111L56 112V113H58ZM70 111V110H69ZM82 111V110H81ZM104 111H102V112H104ZM110 111V110H109ZM113 111H114V108H113ZM130 111H131V109H130ZM129 111V112H130ZM185 111V110H184ZM21 112H23V110L21 111ZM21 112H20V114H21ZM106 112H108V110L106 111ZM105 112V113H106ZM111 112V111H110ZM115 112V111H114ZM148 112H151V111H147V113ZM179 112V113H178ZM13 113V112H12ZM18 113V112H17ZM53 113V112H52ZM55 113V114H56ZM74 113H76V112H74ZM80 113V112H79ZM113 113V112H112ZM132 113V112H131ZM137 113H139L138 111H137ZM180 113H182V114H180ZM247 113H248V111H247ZM246 113V114H247ZM5 114H7V113H5ZM23 114V113H22ZM65 113H63L62 114V116H64V119L65 118H69V117H65V115H64ZM80 114H82V112L80 113ZM107 114V113H106ZM109 114V113H108ZM124 114V113H123ZM135 114V113H134ZM141 114H143V113H141ZM153 114V113H152ZM186 114V113H185ZM245 114V115H246ZM248 114H250L251 115V112L250 113H248ZM58 115V114H57ZM84 115V114H83ZM86 115V114H85ZM112 115V114H111ZM119 115V114H118ZM117 115V116H118ZM127 115H129V114H127ZM140 115V114H139ZM158 115V114H157ZM4 116V115H3ZM24 116V115H23ZM72 116V115H71ZM117 116H115V117H117ZM130 116H132L131 114H130ZM142 116V115H141ZM140 116V117H141ZM145 116V115H144ZM152 116V115H151ZM114 117V118H115ZM135 117V116H134ZM136 117H137V115H136ZM143 117V116H142ZM141 117V118H142ZM147 117V116H146ZM150 117V116H149ZM245 117V116H244ZM250 117V116H249ZM256 117V116H255ZM4 118V117H3ZM6 118V117H5ZM27 118V117H26ZM30 118V117H29ZM57 118V117H56ZM60 118H61V115H60ZM84 118V117H83ZM118 118V117H117ZM117 118H116V120H117ZM131 118V117H130ZM132 118H133V116H132ZM138 118V117H137ZM157 118V117H156ZM32 119H33V117H32ZM36 118H34L32 121V124H34V120H35ZM38 119V118H37ZM70 119V118H69ZM76 119V118H75ZM81 119V118H80ZM86 119H87V117H86ZM124 119V118H123ZM136 119V118H135ZM134 119V120H135ZM139 119V118H138ZM147 119V118H146ZM159 119V118H158ZM249 119V118H248ZM254 119V118H253ZM41 120V119H40ZM62 120V119H61ZM71 120V119H70ZM141 122H142V120L141 119H139ZM149 120H154V119H150L149 118ZM160 120V119H159ZM246 120V119H245ZM259 120V119H258ZM118 121V120H117ZM9 122V121H8ZM27 122V121H26ZM39 122V121H38ZM41 122V121H40ZM64 122V121H63ZM83 122V121H82ZM85 122V121H84ZM119 122L121 123V121H120V118H119ZM122 122H123V120H122ZM134 122V121H133ZM143 122L145 123V118L143 119ZM146 122H148V121H146ZM150 122V121H149ZM148 122V123H149ZM162 122H164V121H162ZM167 122H165V124L167 123ZM186 122V121H185ZM246 122H248V121H246ZM245 122V123H246ZM7 123V122H6ZM69 123V122H68ZM119 123V124H120ZM125 123V122H124ZM124 123L123 124H120V127H119V129L122 127V129H123V134H125L124 132H126V133H129V132H131L130 131V129L127 127V126H125L124 125ZM126 123H127V121H126ZM131 123H132V121H131ZM151 123V122H150ZM156 123H157V121H156ZM156 123H154V124H156ZM192 123V122H191ZM192 123V124H193ZM29 124H30V122H29ZM83 124V123H82ZM128 124V126H129V123H127ZM152 124V123H151ZM163 124V123H162ZM161 124V125H162ZM167 124H169V123H167ZM237 124V125H236ZM36 125H37V123H36ZM48 125V124H47ZM64 125H66L67 126V122H65L64 123ZM71 125V124H70ZM135 125V124H134ZM137 125V124H136ZM145 125V124H144ZM143 125V126H144ZM170 126H171V124H169ZM174 125V124H173ZM172 125V126H173ZM247 125V124H246ZM259 125V124H258ZM27 126V125H26ZM49 126V125H48ZM62 126V125H61ZM69 126V125H68ZM74 126V124L72 125V127ZM139 126V125H138ZM164 126H166V125H164ZM185 126V125H184ZM187 126V125H186ZM19 127V126H18ZM35 127V126H34ZM38 127H39V125H38ZM59 127V126H58ZM132 127V126H131ZM134 127L135 126H133V129H134ZM146 127L148 128V127H150V124H149V126H147L146 125ZM174 127V126H173ZM179 127V126H178ZM254 127V126H253ZM33 128V127H32ZM85 128V127H84ZM136 128H137V126H136ZM35 129V128H34ZM48 129V128H47ZM149 129V128H148ZM150 129H152V128H150ZM172 129V128H171ZM186 129V128H185ZM20 130V129H19ZM31 130V129H30ZM77 130V129H76ZM85 130V129H84ZM121 130V129H120ZM137 130V129H136ZM174 130V129H173ZM181 130V129H180ZM183 130H184V128H183ZM18 131V130H17ZM22 131V130H21ZM20 131V132H21ZM25 131V130H24ZM38 131V130H37ZM40 132H41V130H39ZM64 131H66V130H64ZM71 131H73L72 129H71ZM122 131V130H121ZM133 131V130H132ZM140 130H138V132H139ZM155 131V130H154ZM164 131V134L162 133ZM169 131V132H168ZM176 131H178V130H176ZM185 131V130H184ZM194 131V130H193ZM192 131V132H193ZM52 132V131H51ZM68 132H70V131H68ZM74 132V131H73ZM134 132V131H133ZM137 134H139L137 131H135ZM141 132V131H140ZM150 132V131H149ZM152 132V131H151ZM38 133V132H37ZM131 134V135H136L137 136V134ZM143 133V132H142ZM142 133H141V135H142ZM148 133V132H147ZM165 133H166V135H165ZM180 133V132H179ZM190 133V132H189ZM245 133V132H244ZM40 134V133H39ZM183 134H186V131H185V133L183 132ZM242 134V133H241ZM22 135H24V134H22ZM33 135V134H32ZM67 135V134H66ZM130 135V134H129ZM141 135H140V137H141ZM244 135V134H243ZM35 136H36V134H35ZM58 136V135H57ZM89 136H91V135H89ZM123 136V135H122ZM139 136V135H138ZM165 136H167V138H165ZM176 136V135H175ZM174 136V137H175ZM178 136V135H177ZM176 136V137H177ZM181 136V135H180ZM186 136H187V134H186ZM198 136V135H197ZM245 136V135H244ZM250 136V135H249ZM59 137V136H58ZM76 137V136H75ZM84 137V136H83ZM126 137V136H125ZM131 137V136H130ZM148 137V136H147ZM171 137V138H170ZM196 137V136H195ZM25 138V137H24ZM34 138V137H33ZM33 138H31L32 140H33ZM69 138V137H68ZM72 138V137H71ZM127 138V137H126ZM132 138H133V140H131V142H129V144L127 145V146H129V148L131 149V147H136V146H138V149H139V151L140 150H142L143 152H145L146 153V148L148 147V145L146 146L145 144L146 143H144L143 142V144L146 146H144V145H142L139 141H136L135 139H134V137L132 136ZM151 138V137H150ZM154 138V137H153ZM243 138V137H242ZM36 139V138H35ZM70 139V138H69ZM80 139H82V138H80ZM128 139V138H127ZM138 139H140V138H138ZM145 139V138H144ZM196 139H199V138H194V141L196 140ZM241 139V138H240ZM239 139V140H240ZM37 140V139H36ZM39 140V139H38ZM83 140V139H82ZM126 140V139H125ZM140 140H142V138L140 139ZM242 140H244V139H242ZM242 140H240L241 142H243ZM249 140V139H248ZM25 141V140H24ZM57 141V140H56ZM127 141V140H126ZM144 141H146V140H144ZM151 141H152V139H151ZM198 140H196V142H197ZM26 142V141H25ZM34 142V141H33ZM83 142V141H82ZM148 142V141H147ZM35 143V142H34ZM55 143V142H54ZM127 143V142H126ZM153 144H154V142H152ZM29 144V143H28ZM85 144V143H84ZM149 144H151V143H149ZM198 143H196V145H197ZM262 144V143H261ZM36 145H37V141H36ZM38 145H40V144H38ZM235 145V146H234ZM56 146V145H55ZM85 146V145H84ZM92 146V145H91ZM131 146V147H130ZM153 146V145H152ZM165 146H167V150H166V153H167V155H168V146L169 145H165ZM163 147V148H166V147ZM171 146V149H173V147ZM243 146V145H242ZM245 146V145H244ZM79 147V146H78ZM45 148V147H44ZM59 148V147H58ZM133 148V149H134ZM149 148H151V146L149 147ZM153 148H155L156 149V147H153ZM153 148H151V149H153ZM210 148V149H211ZM247 148V147H246ZM245 148V149H246ZM249 148V147H248ZM49 149V148H48ZM86 149V148H85ZM102 149V148H101ZM136 149V148H135ZM151 149H149V150H151ZM171 149H169V150H171ZM174 150V149H173ZM214 150V149H213ZM219 150V151H220ZM235 150V149H234ZM247 150V149H246ZM44 151V150H43ZM92 151V150H91ZM137 151V150H136ZM141 151V152H142ZM148 151V150H147ZM153 151H154V149H153ZM152 150L150 151V152H152V153H150L149 151V154L146 156V158H142L143 160H142V163L141 164H143L144 165V167H145V171H147L146 173L150 176V178L152 177L153 178V180H155V182H157V183H155V184H158L159 186H161V185H163V183L166 181V177H168V176H176L177 177V175H174L173 173H177V171H176V167H173V166H175L174 165V163H172V165H171V163L166 159V160H161L162 162H160V163H158V164H154V163H152V161H151V159L154 157L155 159L158 157H155V156H153L154 155V153L156 152H153ZM172 151V150H171ZM243 151V150H242ZM242 151H241V153H242ZM252 151V150H251ZM59 152V151H58ZM132 152V151H131ZM159 152V151H158ZM208 152H211V150L210 151H208ZM215 152H216V150H215ZM236 152H238L239 153V151L238 150H236ZM236 152H235V157H236ZM253 152V151H252ZM137 153V152H136ZM174 153V152H173ZM176 153V152H175ZM217 153H218V151H217ZM216 153V154H217ZM222 153V152H221ZM73 154V153H72ZM95 154H96V152H95ZM147 154V153H146ZM159 154V153H158ZM162 154V153H161ZM169 154H171V152H169ZM177 154V153H176ZM176 154H174V156L176 155ZM209 154V153H208ZM215 154V155H216ZM228 154V153H227ZM226 154V155H227ZM240 154V153H239ZM85 155V154H84ZM138 155L140 156L141 154H139L138 153ZM137 155V156H138ZM144 155V154H143ZM172 155V154H171ZM212 155V154H211ZM97 156H99V158L101 157L100 155H97ZM104 154H103V158H104ZM142 156V155H141ZM141 156L139 157V158H141ZM177 156H175L176 158H177ZM224 156V155H223ZM228 156V155H227ZM234 156V155H233ZM238 156V155H237ZM240 156V155H239ZM73 157V156H72ZM105 157H107V156H105ZM172 157V156H171ZM218 157V156H217ZM217 157H214V158H212V159H214V160H216L217 159ZM225 157V156H224ZM66 158V157H65ZM86 158V157H85ZM164 158H166V157H164ZM219 159H217V161H220V154H219V157H218ZM231 158V157H230ZM107 159V158H106ZM106 159L104 160L105 161V163H107V161H106ZM155 159H153V160H155ZM158 159V158H157ZM157 159L155 160V161H157ZM173 160H174V158H172ZM224 159H227V157L226 158H224ZM99 160V159H98ZM97 160V162H99ZM115 160V159H114ZM175 160H177V162L179 161L178 159H175ZM210 160V159H209ZM88 161H89V159H88ZM102 161V160H101ZM137 161H138V158H137ZM141 161V160H140ZM158 161H160V160H158ZM234 161V160H233ZM176 162V163H177ZM207 162V161H206ZM210 162V161H209ZM215 163H216V161H214ZM108 163H109V161H108ZM157 163V162H156ZM219 163H221V162H219ZM226 163H228V161L227 162H225V164ZM57 164V163H56ZM96 164V163H95ZM140 164V165H141ZM183 164H181V166L183 165ZM217 164V163H216ZM222 164V163H221ZM229 164V163H228ZM112 165V164H111ZM115 165V164H114ZM139 165V164H138ZM176 165H179V163H177ZM215 165V164H214ZM218 165H220V164H218ZM217 165V166H218ZM74 167V166H73ZM84 167V166H83ZM104 167V166H103ZM184 167V166H183ZM185 167H184V169H185ZM186 167V168H187ZM215 167V166H214ZM3 168V167H2ZM142 168H143V166H142ZM232 168V167H231ZM82 169V168H81ZM103 169V168H102ZM109 169V168H108ZM107 169V170H108ZM181 169H183V168H181ZM183 169V170H184ZM195 169V168H194ZM199 169V168H198ZM198 169L197 170H194L195 172L196 171H198ZM216 169V168H215ZM97 170V169H96ZM95 170V171H96ZM142 170H144V169H142ZM179 170V169H178ZM188 170V169H187ZM217 170V169H216ZM216 170H215V172H216ZM227 170V169H226ZM79 171V170H78ZM84 171V170H83ZM144 171V172H145ZM229 171V170H228ZM1 172V171H0ZM82 172V171H81ZM188 172H189V170H188ZM201 172V171H200ZM214 172V173H215ZM218 172V171H217ZM216 172V173H217ZM84 173V172H83ZM90 173H92V172H90ZM115 173V172H114ZM179 173H182V172H179ZM190 173H192L190 176H192L193 175V172H190ZM232 173V172H231ZM230 173V174H231ZM195 174V173H194ZM196 174H197V172H196ZM199 174V173H198ZM197 174V176H199ZM224 174V173H223ZM227 174L229 175V173L227 172ZM80 175V174H79ZM82 175V174H81ZM93 175V177H95V175H96V173H95V175L94 174H92ZM147 175V178L149 177ZM201 175H202V172H201ZM232 176H233V174H231ZM230 175V176H231ZM78 176V175H77ZM185 176V175H184ZM194 176V175H193ZM215 176H216V174H215ZM220 176V175H219ZM230 176L228 177L229 179H230ZM98 177V176H97ZM186 177H189L188 175L186 176ZM185 177V178H186ZM217 177H218V175H217ZM262 177H264V176H262ZM81 178V177H80ZM125 178V177H124ZM150 178H148L149 180H151ZM192 178H194V180L196 179L195 178V176L194 177H192ZM192 178L190 177V179H191V182H192ZM220 178V177H219ZM92 179V178H91ZM99 180H100V178H98ZM135 179V178H134ZM171 179V178H170ZM172 179H175L174 177H172ZM177 179V178H176ZM182 178H180V181H182L183 182V180H181ZM187 179H189V178H187ZM214 179H216V178H214ZM232 179V178H231ZM258 179V178H257ZM98 180V181H99ZM121 180H123V179H121ZM126 180V179H125ZM151 181V182H154V181ZM168 180H169V177H168ZM178 180V179H177ZM176 180V181H177ZM197 180V179H196ZM195 180V181H196ZM217 180V179H216ZM215 180V181H216ZM222 180V179H221ZM225 180V179H224ZM252 180V179H251ZM262 180V179H261ZM175 181V180H174ZM179 181V180H178ZM194 181V182H195ZM219 181V180H218ZM226 181V180H225ZM78 182V181H77ZM103 182V181H102ZM102 182H101V184H102ZM173 181H170V182H168V183H170V184H173L172 183ZM190 182V181H189ZM194 182H192V183H194ZM249 182H251V181H249ZM252 182H255V181H253L252 180ZM259 182V181H258ZM261 182V181H260ZM116 183V182H115ZM167 183V182H166ZM176 183H178V182H176ZM175 183V184H176ZM185 183V182H184ZM230 183V182H229ZM231 183H232V181H231ZM1 184V183H0ZM128 184V183H127ZM179 184H182V183H179ZM186 184L188 185V183H187V180H186ZM191 184V183H190ZM196 184V183H195ZM222 184H224V183H222ZM252 184H254V183H252ZM262 184V183H261ZM2 185V184H1ZM107 185V184H106ZM129 185V184H128ZM157 185V186H158ZM169 185V184H168ZM186 185V187H188ZM197 185V184H196ZM195 185V186H196ZM127 186V185H126ZM125 186V187H126ZM157 186H153L155 189H157ZM170 186V185H169ZM172 186V185H171ZM174 186H178V185H173V187ZM182 186H185V185H183L182 184ZM250 186V185H249ZM255 185H253V187H254ZM257 186H260V185H257ZM262 186H264V183L262 184ZM152 187V188H153ZM161 187H165V186H161ZM175 187V188H176ZM178 187H181L180 185L178 186ZM190 187V186H189ZM193 187V186H192ZM228 187H230V186H228ZM261 187V186H260ZM106 188V187H105ZM128 188V187H127ZM198 188V187H197ZM252 188V187H251ZM162 189H164V188H162ZM168 189H170V188H168ZM173 189L174 188H172V190L171 191H169V193L170 192H174L175 193V191H173ZM177 189V188H176ZM179 189V188H178ZM181 189V188H180ZM183 189V188H182ZM186 188H184L183 190H185ZM231 189V188H230ZM258 189V188H257ZM263 189H264V187H263ZM160 190H161V188H160ZM166 191H167V189H165ZM192 191H193V188L191 189ZM196 190V189H195ZM198 190V189H197ZM196 190V191H197ZM248 190H249V188H248ZM254 190L255 191H257L255 188H254ZM262 190V189H261ZM162 191L163 190H161L160 192L162 193ZM187 191V190H186ZM255 191H254V193H255ZM177 192V191H176ZM189 192V191H188ZM187 192V193H188ZM195 192V191H194ZM197 192H199V191H197ZM253 192V191H252ZM160 193V194H161ZM163 193H165V191L163 192ZM162 193V194H163ZM180 193V192H179ZM179 193H177L176 194V197H177V195L179 194ZM191 193V192H190ZM193 193V192H192ZM199 193V194H200ZM249 193H250V191H249ZM105 194V193H104ZM124 194V193H123ZM161 194V195H162ZM171 195H172V193H170ZM183 194V193H182ZM185 194V193H184ZM195 194V193H194ZM194 194H192V195H194ZM211 194V193H210ZM133 195V194H132ZM166 195H167V192H166ZM180 195V194H179ZM129 196V195H128ZM174 196V195H173ZM196 196L197 197H199L198 196V194H196ZM203 196V197H202ZM262 196H264L263 195V193H262ZM131 197V196H130ZM161 197V196H160ZM164 197V194H163V196H162V198ZM179 197V196H178ZM212 197V196H211ZM252 197V196H251ZM140 198V197H139ZM161 198V199H162ZM166 198V197H165ZM165 198H163V199H165ZM168 198H170V197H168ZM183 198V197H182ZM206 198V200H203V201H205L204 203L206 204V201L208 200ZM245 198V195H244V197L242 196V199H244ZM162 199V200H163ZM174 199V197L172 198L171 197V199L170 200H173ZM179 199H180V197L178 198V201H179ZM194 199V198H193ZM193 199H192V201H193ZM204 199H205V197H204ZM214 199V198H213ZM241 199V198H240ZM254 199V198H253ZM255 199H256V197H255ZM258 199V198H257ZM135 200V199H134ZM187 199L185 198V200H182V199H180V201H182V202H184V201H186ZM215 200V199H214ZM213 200V201H214ZM139 201V200H138ZM178 201H175V202H178ZM179 201V202H180ZM190 200H189V198H188V202H189ZM202 201V200H201ZM208 201H210L211 202V200H208ZM249 201V200H248ZM256 201V200H255ZM167 202H168V200H167ZM178 202V203H179ZM182 202H180V203H182ZM187 202V201H186ZM187 202V203H188ZM193 202H195V199H194V201ZM192 202V203H193ZM198 202V203H197ZM217 202V201H216ZM229 202V201H228ZM233 202V201H232ZM239 202V201H238ZM247 202V201H246ZM245 202V203H246ZM173 203H174V201H173ZM197 203V204H196ZM196 207L198 206V207H200L201 208V206H202V209H203V207L205 206L206 207V205L204 204H202L201 205V203H199V201H197L196 200ZM209 203V202H208ZM207 203V204H208ZM250 203H251V201H250ZM255 203V202H254ZM175 204V203H174ZM173 204V205H174ZM177 204V203H176ZM186 204V203H185ZM190 203H188V205H189ZM194 203H193V207H194V205H195ZM198 204H200V205H198ZM249 203H247V204H245V205H248ZM257 204V203H256ZM132 205V204H131ZM182 205V204H181ZM188 205L186 204V206H187V208H188ZM191 206H192V204H190ZM211 204H209L208 206H210ZM231 205V204H230ZM227 206H229V205H227ZM114 207V206H113ZM170 207V206H169ZM173 207V206H172ZM175 207H177V205L175 206ZM232 207V206H231ZM239 207V206H238ZM241 207V206H240ZM239 207V208H240ZM248 209L245 211L244 210V212H241V211H239V210H237L236 208H234L233 209V212L235 213V215H236V217L237 216H239V218L241 217L242 218V220H243V223L245 224V225H247V226H253V225H260V223H259V221H261V219L259 218H257V215H256V211L254 210V207L252 208V207H248V206H246ZM245 207V208H246ZM256 207V206H255ZM174 208V207H173ZM178 208V207H177ZM181 208L183 209V207L181 206ZM180 208V209H181ZM189 208H191V207H189ZM207 209H208V207H206ZM205 208V209H206ZM6 209V208H5ZM174 209H176V208H174ZM181 209V210H182ZM198 209L199 208H197L196 210L198 211ZM242 209V208H241ZM194 210V209H193ZM201 210V209H200ZM209 210V209H208ZM228 210V209H227ZM257 210V209H256ZM261 210V209H260ZM174 211V210H173ZM177 211V210H176ZM232 211V210H231ZM243 211V210H242ZM258 211V210H257ZM263 211V210H262ZM9 212V211H8ZM118 212V211H117ZM181 212V211H180ZM198 212H200V211H198ZM202 212V211H201ZM206 212H209V211H206ZM205 212V213H206ZM223 212V211H222ZM230 212V211H229ZM232 212V213H233ZM256 212V213H255ZM111 213V212H110ZM177 213H178V211H177ZM176 213V214H177ZM220 213V212H219ZM233 213V214H234ZM262 213V212H261ZM9 214V213H8ZM115 214H116V212H115ZM114 214V215H115ZM202 214V213H201ZM214 214V213H213ZM231 214V213H230ZM260 214V213H259ZM112 215V214H111ZM122 215V214H121ZM181 214H179V216H180ZM198 215H199V213H198ZM215 215V217H216V215L217 214H214ZM221 215V214H220ZM226 215V214H225ZM228 215H229V213H228ZM232 215V214H231ZM12 215H10V216H8L7 214L5 215L3 212H1L0 211V225H4L5 223H6V221H7V219H8V217L10 218ZM17 216V215H16ZM175 216V215H174ZM205 216H206V214H205ZM209 216V215H208ZM207 216V217H208ZM212 216V215H211ZM210 216V217H211ZM227 216V215H226ZM233 216V215H232ZM264 216V215H263ZM18 217V216H17ZM184 217V216H183ZM262 217V216H261ZM12 218H14L13 216H12ZM190 218V217H189ZM200 218V217H199ZM217 218H218V216H217ZM224 218H225V216H224ZM230 218V217H229ZM185 219V218H184ZM216 219V218H215ZM226 219V218H225ZM230 219H232V218H230ZM13 220V219H12ZM113 220H114V217H113ZM117 220V219H116ZM221 220V219H220ZM237 220V219H236ZM263 220H264V218L262 219V222H263ZM15 221V220H14ZM23 221V220H22ZM222 221V220H221ZM224 221V220H223ZM228 221V220H227ZM24 222V221H23ZM23 222H22V224H23ZM117 222H119V221H117ZM214 222H216V221H214ZM220 222V221H219ZM229 222V221H228ZM9 223V222H8ZM223 223V222H222ZM15 224H17V222L15 223ZM117 224V223H116ZM184 224V223H183ZM228 224V223H227ZM226 224V222H225V225H227ZM233 224V223H232ZM232 224H231V226H232ZM263 223H261V225H262ZM192 225V224H191ZM219 225V229H220V226L221 225H223V224H218ZM264 225V224H263ZM263 225H262V227H263ZM187 226V225H186ZM188 227V226H187ZM223 227H224V225H223ZM244 227V226H243ZM6 228H7V226H6ZM190 228V227H189ZM192 228V227H191ZM221 228H222V226H221ZM225 228V227H224ZM227 228V227H226ZM231 228V227H230ZM242 228V227H241ZM248 227H246V229H247ZM4 229V228H3ZM32 229V228H31ZM106 229V228H105ZM214 229V228H213ZM229 229V228H228ZM263 229V228H262ZM20 230V234H22L23 236H25V237H29L30 236V231L28 230V228L26 227V226H23V227H21V229H19ZM216 230V229H215ZM238 230V229H237ZM33 231V230H32ZM220 231H221V229H220ZM225 231V230H224ZM240 231V230H239ZM238 231V232H239ZM17 232V231H16ZM225 232H227V231H225ZM8 232H6V234H7ZM11 233H13V232H11ZM18 233V232H17ZM221 233V232H220ZM256 233V232H255ZM40 234V233H39ZM1 235V234H0ZM238 235H239V233H238ZM8 236V235H7ZM122 236V235H121ZM4 237V236H3ZM16 237H18V236H16ZM15 237V238H16ZM36 237V236H35ZM35 237H33L34 238V240H35ZM2 238V237H1ZM31 238H32V236H31ZM238 238V237H237ZM29 239V238H28ZM32 241V240H31ZM44 241V240H43ZM33 244V243H32ZM42 244V243H41ZM51 244V243H50ZM36 245H37V243L35 242L34 244H33V249H35V247H36ZM45 245V244H44ZM44 247V246H43ZM52 247V246H51ZM32 249V248H31ZM45 250V248L43 249V251ZM45 254H47V253H45ZM40 257V256H39ZM37 259V258H36Z\"/></svg>", "mask_w": 264, "mask_h": 264}]
</instances>
